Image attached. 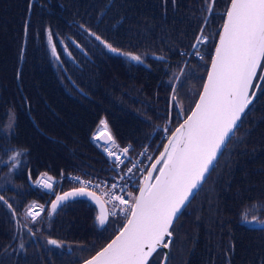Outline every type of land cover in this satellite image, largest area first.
<instances>
[{
  "label": "rangeland",
  "instance_id": "374dc122",
  "mask_svg": "<svg viewBox=\"0 0 264 264\" xmlns=\"http://www.w3.org/2000/svg\"><path fill=\"white\" fill-rule=\"evenodd\" d=\"M73 1L77 0H50L47 4L46 0H38L39 3L33 1L31 3V10L33 12L30 17V27H32L34 23L40 19L41 14L44 13L46 14V16H52L55 10L62 12L63 9L69 6V4ZM188 1L194 2V4L192 5L191 18L196 12L205 13V0ZM5 2L8 3L7 5L5 4V7L2 9L4 11H2L1 6ZM12 3L13 2H11V0H0V29L2 31H4L5 29V26L2 23L6 21V17H9V19L13 21L16 29H18V26L24 20V12H21L20 15L14 13L11 9ZM227 7L228 0H223L222 3H220L219 0H216L213 12L208 17V23L206 25L203 23L199 27L198 25L194 27L192 24H189L188 26L183 27V29L181 30L182 35H180L177 31L178 37L175 31H168L165 28H163V30H158L157 27V30L159 32L158 35L156 31L152 29L148 31L149 35L152 38L150 44H147L145 49L144 47H141V45H139L137 48H134L139 54L140 51L144 52L142 56H144V54H146L147 56L149 51H154L157 54L156 50H151L155 48L154 45H157L160 48L164 45L172 47V44L174 42H178L180 47L179 49L183 48L180 51L184 52L183 57L181 58H176L172 49L171 55L169 53H166L170 57L168 61L164 63V66L167 69V75L164 78L165 84L162 87L160 94L157 90L154 89V87L151 89L146 88L144 90V87L142 86L140 87V89H136L134 94L129 95L131 99L136 100L137 102L133 103L135 107L129 110L128 114L130 115V113H132L134 116H137V119L141 122V124L143 123V130H149L148 127L151 126L152 132L149 135V139L153 138L154 141H158L163 135L160 141V143L162 144L165 141L164 134L166 132L169 133L176 125H178L181 120L184 119L187 114H189L193 105L196 103L198 95L202 91L203 85L205 83V78L208 72L207 68L211 59V56H209V50L211 48L214 49L217 44V37L219 35L224 20V17L221 14L225 11ZM162 19L166 22L171 21V19H164V17ZM51 22L53 21L46 19L44 25H49L51 24ZM149 25L156 29V26L154 24L149 23ZM159 28H162L160 24ZM201 28H203V34L207 37V42L198 46L200 48V54L199 56H196L193 55V45L197 37L200 35ZM93 30L96 31V34L99 35L103 40L111 43L114 47L117 46L118 43L114 42L113 40V37H115L117 34V27H111L110 33L108 34H103L97 31L96 29ZM49 31L52 35L51 43L48 40ZM29 33L30 31L26 34L25 42L21 47V56L17 55V53L15 52L17 39H15L14 36L13 38L8 39V45L11 44L9 48L12 50V55L7 60L0 63V161L4 162L0 163V195H4L5 199L10 204H12L13 207L20 208H16L15 210L16 224H21L20 222H22V215L24 213V209L30 203L35 202L39 205H44V207L46 203L45 213L37 218L36 223H31L30 218L27 220L25 219L22 223L23 225H25V230L28 231L29 228L32 230L31 233L28 231L30 234L39 232L40 226L46 225L47 228L48 224L50 225L51 223H53V227L49 226L52 234V232L56 231L57 220L59 225L65 218L73 217L70 213V209L73 210L72 208L74 206H83V209H85L86 204H88L94 212L85 211L88 213V219H83L84 225H80L77 229L81 230L80 232H78V234H81L80 238L68 239L70 237L67 236L65 239L67 241L76 242V246L81 245V249H74L72 251V254H70L71 259L75 260L76 263H79L88 256H90L94 251L99 249L111 237L114 236V234L117 232V227L120 225L119 222H108L103 227H101L98 221L96 220V216L99 213L96 207L94 205H91L88 201L84 199L82 200V202H79L77 198L70 199L62 207L57 209V213L55 215H52L49 218V205L50 202L54 200L55 196L54 194L50 195V193L46 190L36 187L35 181L37 179L38 173H48V175L52 176L55 180L59 181V183L57 184H61L62 189L60 191H54L55 194H63L65 192L72 191L76 188L77 185L72 184V182H70L67 178V175L69 173L77 172L79 174L76 175L85 178H88L90 176L92 181H97L99 175H90L92 174L91 171H89L90 157H86L91 152L93 154V151L89 146L91 144L85 143L83 141L74 142L70 138H67L66 135H64L66 132H61L60 134V137L65 142L62 143L61 138H59V135L54 134L51 138V141L57 145L59 143L62 144V148L59 152V155H64L65 153H67V156L71 158L72 162L67 165V159L64 156L58 158L57 160L54 159V161H57V164L60 166L66 167L67 165V167L72 168L74 170L64 169L63 167L60 169H54L52 163L45 158L46 161L45 159H43V161H45L44 166L38 168L39 171L36 173L34 180H32L30 183L27 182V176L24 179L20 176V172L17 168L15 169V171L10 172L9 166L7 164L9 157L12 155L10 147L15 145L17 148H21L23 146V148L26 149L28 146H26L24 143H28V145L32 147L33 151L36 150V152H33V154H31L33 155L34 160H41L40 156L43 153V151L41 150H44V152H46L45 138L39 137V135L34 129H30V132H26V134L17 133L18 131H20V128L18 129L16 127L20 116L23 118L24 121V114L22 112L21 107V95H23L24 93L31 98L33 106L35 108V114L37 115L40 113L45 122L47 118L46 113H48L46 112L48 106H45L46 109L41 106L44 103V99L41 96L42 88H40L39 90L33 88V85L34 87H36V83L33 81L34 78L32 76V71L34 68L37 70L40 69V63L38 62V60L40 57H42V52L41 49L38 47L37 54L32 57L29 56ZM66 36V41H64L63 38H58L51 29L47 30L45 34L46 62L50 64L54 71L52 73L54 76L55 83L57 81V77L62 78L66 82V84L62 88L66 92L72 91V89L67 84L68 82L71 84L72 87L75 88V90H77L78 93H82L81 88L74 82H70V80L65 76V68L67 70L68 66H71V64L74 65V53L76 50H78L75 44L83 47L84 41L90 38L94 39L101 47L99 55L95 57V59H92L91 57V60H86L85 66L90 65L94 68L98 65L102 68L103 71L106 72L108 76L113 77L115 75L119 81L124 78V72L121 74V71H125V75L129 74V68L128 66L124 65V62L129 65V62L133 60L129 59L126 56L120 55L125 60L121 61L123 65L120 64L118 60L113 59V57L115 56L110 55L111 52H109L99 41H97L94 36L81 35L78 32L67 33ZM107 38H109L110 40H108ZM53 44L56 47V52L59 56V59H57V57L52 54ZM120 47L125 50H131L129 47H127V45H121ZM121 48L118 49L121 50ZM68 53H71V56H69ZM198 61L199 65H201V69L199 68L197 70V73H190L194 65ZM156 63L162 64L161 61L155 62L154 64ZM18 69L19 71L17 73H19L20 81L18 84H16L15 75ZM45 83L46 79L42 82V86H45ZM173 88L176 89V95L179 101L182 103L183 107V114L180 118H178L177 116L178 108L176 107V102L171 100V96L173 95L171 90ZM113 90L114 87H110L109 92L111 93V91ZM110 96L113 97V94H110ZM143 98H146L147 101L144 102L143 100H141ZM255 100L256 99L253 100V103L255 102ZM127 110L128 108L125 104L123 111L126 112ZM123 111L119 114H123ZM10 113L14 114L15 118V128L13 134H9L7 131L8 127L11 125V121L7 118ZM163 113H165L166 115H162ZM35 118L36 120H38L37 117ZM102 120L106 121L104 117L98 120L94 128L93 135L97 132L100 122ZM242 121L240 122V124L242 123ZM55 123H57V121L52 123L51 126L53 127V124ZM110 133L113 136V132L110 131ZM246 134L247 133L244 134V139L242 140L240 145L244 143ZM32 137H35V140H37V142H31L30 139L28 140V138ZM114 140L116 141V144L125 145L126 143H128L126 141H117L115 138ZM95 143L97 149L102 154H104L105 158L108 159V163L111 168L110 172L107 171L105 173L106 183L108 185H111L112 183H117L119 178L118 171L122 172L124 170V164L120 165L119 167H116V165L113 163V160H111V158L105 152H103L102 148L97 146L98 144L102 143V141H96ZM133 145H135L133 152L139 150H144L145 152V149L148 150V148L150 147L149 142H144L139 145ZM253 145L254 144H252L251 147L255 148L259 147L261 144L257 146ZM63 146L69 147L67 149L64 148V151ZM70 146H72V148L74 149H72ZM231 147L236 149L235 152L230 151ZM237 149L238 147H236V145L233 146L232 142L228 144L227 148L223 152L224 154H226V156L218 168L217 175L214 177L210 176L208 178V180L202 185L201 189L195 193L189 203L184 207L181 214L174 221L173 227L170 229V231L175 232V238L173 240V247L169 255V264H194L195 255L197 254L198 248L203 241L212 243L222 253L221 258L218 261H216L215 258L212 260V263L208 264H235V259L238 255L239 245L241 244L239 242L241 237L245 242L246 249H249V255L251 257H253L252 252H255V248L264 249V230L262 232H256L254 229L246 226V223L241 222V216L244 210H252L251 217L249 218V220L252 219L253 215H256L257 219L260 222H264V214L261 210H254L253 206L250 207L244 205L243 207H238L234 211L235 213H238L236 214L237 221L233 220V209L235 204L233 205L231 203L230 195L236 197H239L240 195L245 197L253 196L251 189H244L243 186L239 185L240 183L238 182V180L242 179V177L246 178L244 177V175H242V169L240 170V167H236L237 173H233L234 166L237 163L242 164V159L247 158L246 154H243L241 156L240 149ZM72 150H76L77 156L79 157H75V154ZM153 151V153L156 152V150ZM37 152L41 153L38 154ZM250 156L253 159L254 165L257 169L264 168L260 167L257 164L259 160H264V152L259 155ZM23 159L24 158H20V161H22ZM77 170H88L89 173H82ZM54 171L57 172L55 173ZM29 176L31 177L30 171ZM258 177L261 178L260 180H264V176L262 177L259 175H254V178ZM256 188L262 190L264 186H256ZM256 199H261L262 203L264 204V196L258 197ZM74 202L76 203L74 204ZM1 204L4 207L2 202ZM186 210H188V212L190 211V217L198 220L199 222L201 221V223L203 222L202 224L209 223V225L204 230H196L195 233H193L192 235L190 233H186V235H184L186 228L185 224L183 223V220L187 218V216L185 217L184 214ZM11 218L13 219V215H11ZM21 225L20 228L23 230V227H21ZM114 226H116V228ZM241 230H243V233L241 232ZM70 233H73V231ZM47 235L48 234H46V236ZM251 236H258V239L253 240ZM30 244L32 248V250L29 251L30 255L34 251L40 256L44 255L43 253L46 252L43 250V247L45 248V245H47V243L45 242V239L42 236L34 237ZM69 245L70 244L63 241L62 249L57 247L53 248L54 253H56L57 256H60L63 259L64 264H68V254L63 250ZM23 255L25 256L24 253ZM38 255L33 256L30 259V262H32L33 259ZM161 258L162 252H159L153 258L151 264H160ZM27 262V259L22 258V264H26ZM246 264L255 263L250 262Z\"/></svg>",
  "mask_w": 264,
  "mask_h": 264
},
{
  "label": "trees",
  "instance_id": "16d2710c",
  "mask_svg": "<svg viewBox=\"0 0 264 264\" xmlns=\"http://www.w3.org/2000/svg\"><path fill=\"white\" fill-rule=\"evenodd\" d=\"M27 1L28 0H11V2H13L11 6L12 11L18 15H20L21 12H24L25 17L23 22L18 26V29H16L13 21H11L9 17H6V21L2 23L5 26V29L4 31L0 29V63L7 60L12 55V50L9 48L11 44L8 45V39L13 38V36L17 39L15 52L17 55L21 56V47L25 42L26 34L30 31L28 46L30 51L29 56L32 57L36 55L38 47L42 52V57L38 60L40 63V69L37 70L34 68L32 71V76L34 78L33 81L36 83V87H34L33 84L32 85L36 90L42 88L41 96L44 99V103L41 106L45 108L47 105L48 107L45 109L48 113H46L47 118L45 122L40 113L37 115L35 114V108L31 98L24 93L21 95V107L24 114V121L20 116L16 127L18 129L20 128V131L17 133L26 134V132H30V129H34L39 137L45 138L46 152L41 150L43 153L40 156L41 160L39 161L33 159V155L31 154L36 152V150L33 151L32 147L28 145V143H24L28 146L26 149H24L23 146L21 148H17L16 145L10 147L11 152L15 149H23L25 152V157H21V159H24L20 161L17 169L23 179L27 176L28 183L34 180L36 173L39 171L38 168L44 166L46 159L52 163L54 169H60L63 167L64 169L74 170L67 167V165L72 162L71 158L67 156V153L59 155L62 144L59 143L58 146L51 141L54 134L59 135V138H61V132H66L64 135L74 142L83 141L91 144L89 146L91 147L93 154L91 152L86 156L90 157L89 171L92 173L90 175H101L102 170L108 169L110 166L108 159L105 158L104 154L97 149L95 146L96 143L93 142V131L98 120L103 117L105 118L109 129L113 131L117 141H126L137 145L147 142L149 135L152 132L151 126L148 127L149 130H143V123L141 124V122L137 119V116H134L132 113H130V115L128 114L129 110L135 107L133 103L137 102L136 100L131 99L129 95L134 94L135 90L140 89L142 86L144 87V90L146 88L151 89L154 87V89L160 94V91L165 84L164 78L167 75V69L164 66V63L167 62L170 57L166 53L171 55L172 49L176 58H181L184 54L183 51H180L183 48L179 49L180 47L178 42H174L172 47L164 45L160 48L159 46L154 45L155 48L151 50H156L157 54L154 51H149L147 56L146 54L142 56L144 52L140 51L139 54L134 48L141 45V47H144L145 49L146 45L150 44L152 37L149 35L148 31L151 29L156 31L158 35V30H163V28H165L168 31H175L178 37L177 31L180 35H182L181 30L189 24H192L194 27L198 25L199 27L203 24L205 13L196 12L191 18L192 5L194 2H190L188 0H176L175 6L173 5L172 0H77L71 2L69 6L63 9L62 12L55 10L52 16H46L44 13L41 14L40 19L36 21L32 27H30V17L33 12L31 10V3L33 1L38 2V0H29L28 4ZM49 1L50 0H46V4ZM222 1L223 0H219L220 3H222ZM7 3L8 2L2 4L1 10L5 7V4L7 5ZM163 17L164 19H171L172 22L164 21L162 19ZM46 19L53 22L49 25H44ZM149 23L154 24L156 29L150 26ZM159 24L162 28H159ZM114 26L118 28L116 36L113 37L114 42H117L120 46L127 45V47L131 50H125L118 44L116 47L121 48V51L125 53L141 56L143 60L142 63L130 61L128 65L124 62V65L129 68V74L125 75L126 72L121 71V74L124 72V78L121 81H119L115 75L113 77L108 76L98 65L94 68L90 65L85 66L86 60H91V57L92 59H95V57L99 55L101 47L94 39L90 38L83 43V48L86 52L83 54L81 51L76 50L74 53V59L76 62L74 61V65L71 64V66H68L67 70L65 68V76L70 80V82H74L78 85L81 88L82 93H78L77 90H75V88L68 82L67 84L72 91L66 92L63 90L62 88L66 82L62 78L57 77V81L55 83L52 73L54 71L50 64L46 62L45 34L47 30L51 29L60 36L74 32L85 35L83 32H79V29H87L94 33H96V31L93 29H96L103 34H108L110 33L111 27ZM107 39L110 40L109 38ZM212 52L213 48L209 50V56L212 55ZM110 55L113 54L110 53ZM113 56H115L113 59L118 60L120 64L123 65L121 62L124 60L123 57L117 55ZM158 57H164V59L161 60L158 59ZM158 61H161L162 64H154ZM199 68L201 69V65H199L198 61L190 73H197ZM18 71L19 69L16 71L15 75L16 84L20 81L19 73H17ZM45 79V86H42V82ZM110 87H114V90L111 91V93L109 92ZM261 89L264 90V83L262 84ZM110 94H113V97H111ZM141 100L144 102L147 101L146 98ZM125 104L128 108L126 112L123 111ZM122 111L123 114H119ZM162 115L166 114L163 113ZM35 117H37L38 120H36ZM242 120L243 121L239 125L235 137L231 140V142L233 143V146L236 145V147L240 149L241 156L246 154L247 158L242 159V164L237 163L234 166L233 173H237L236 167H240V170L242 169V175L246 178L242 177V179L238 180L240 183L239 185L243 186L244 189H251L253 196L245 197L240 195L239 197H236L230 195L231 203L233 205L235 204L233 212L236 208L243 207L244 205L252 207L254 204H263L261 199L256 198L264 196V188L259 190L256 186H264V180H260V177L254 178V175L264 176V160L261 159L257 163L263 169H257L250 155H259L264 152V91L260 90L255 102L252 104ZM56 121L57 123L53 124L52 127L51 124ZM245 133L247 134L244 143L240 145L244 139ZM29 139L31 142H37L35 137L28 138V140ZM61 142L65 143L62 138ZM252 144H254L253 146L261 145L259 147L252 148ZM151 146L155 147V145L152 144ZM68 147L69 146H63V150ZM70 147L72 148V146ZM235 150L236 149L233 147L230 149L231 152H235ZM72 151L75 154V157H79L77 156L76 150ZM37 153L39 154L41 152ZM63 156L67 159L66 167L60 166L57 164V161H54V159L57 160ZM225 156L226 154L223 153L217 162L215 169L212 171L210 175L211 177L217 175L218 168ZM43 159H45V161H43ZM29 171L31 172V177L29 176ZM77 171L89 173L88 170ZM54 172L56 173L57 171ZM78 201L82 202V200ZM75 203L76 202H74V204ZM14 208L16 209L19 207ZM72 209L75 210L73 211L70 209V213L73 217L65 218L59 225L57 220L56 231L52 232V234L51 229L49 228L47 229L48 233H46L45 230L39 235L26 233L27 238L30 239L35 236H42L46 243L49 239H55L61 244H63V241L66 242L65 239L67 236L70 237L68 239L80 238L81 234H78V232L81 230L77 229L80 225H84L83 219H88V213L85 212L86 210L83 209V206H74ZM261 211L264 214V210ZM189 212L185 214V217L187 216V218L183 220L186 228L184 235H186V233H190L192 235L196 230H204L209 225V223L202 224L203 222L201 223V221L199 222L198 220L190 217L191 214H189ZM248 212L250 218L252 210ZM11 214V211L6 206L3 207L0 202V264H22V258L27 259L28 262L26 264H64L63 259L54 253L53 248H55V246L48 243L47 245L49 248H47L46 252H44V255L42 256L38 255L34 251L30 257L27 258L21 251H17V248L11 244V232L13 230L12 228L14 223V219L11 218ZM236 214L238 213L234 212V221H237ZM51 224L52 225L49 226H53V223ZM246 226L254 229L256 232L263 231L260 223H246ZM72 231L73 233H70ZM241 232L243 233V230H241ZM46 234L48 235L46 236ZM251 237L253 240L258 239V236ZM242 240L243 239L241 237L239 240L241 244L239 245L235 264H246L250 262H254L255 264H264V249L255 248V252H252L253 257H251L249 255V249H246L245 242L243 240V243ZM12 246L14 247L13 249H11ZM81 248V245L76 246V244L69 245L64 248L63 251L68 254V264H77L75 260L71 259L70 254H72L74 249ZM60 249H62V247ZM35 255L38 256L30 262V259ZM221 256L222 253L212 243L203 241L198 248L197 254L195 255L194 264L212 263L213 259L216 258V261H218Z\"/></svg>",
  "mask_w": 264,
  "mask_h": 264
},
{
  "label": "snow or ice",
  "instance_id": "6c2138e0",
  "mask_svg": "<svg viewBox=\"0 0 264 264\" xmlns=\"http://www.w3.org/2000/svg\"><path fill=\"white\" fill-rule=\"evenodd\" d=\"M215 2L216 0H205V25L213 12ZM172 3L175 6L176 0H172ZM221 15L225 22L219 33L207 82L203 85L190 114L175 128L159 158L150 165L151 171L139 186V194L127 192L123 185L119 186L123 194H117V183H94L79 177L71 178L79 184L74 190L63 194L53 193L55 198L49 205V218L70 199L76 198H85L98 205L96 220L101 227L109 222V216L115 217L117 212L121 214L122 220L117 227L118 235L90 259L84 260L83 264H149L150 258L160 248H169L173 235L170 229L177 219V214L189 202V198L201 189L211 171L215 169L218 157L222 156L235 137L242 115L256 99L257 90L264 91L260 86V82L264 81V68L261 67L264 62V0H228V7ZM88 34L94 36L109 52L126 56L139 63L143 62L141 56L121 51L96 33L89 31ZM48 40L51 43L50 31ZM206 42L207 37L201 28L200 35L193 45V55L199 56L198 46ZM52 54L59 59L54 44ZM68 55L71 56V53ZM158 59L163 60L164 57ZM258 70L261 75L257 80ZM171 91V100L176 102L177 116L180 118L183 114L182 103L176 95V89ZM7 118L11 121L7 131L13 134L14 114L10 113ZM96 141H102L97 146L109 157H114L113 163L116 167L125 164L121 155L127 157L130 146L119 148L108 129L107 121L100 122L97 132L93 135V142ZM113 147L119 149V154L113 152ZM24 155L23 150L12 151L7 161L10 172L19 167L20 158ZM158 164L161 165L159 170L156 167ZM134 167L136 163H132V168ZM132 168L127 169L129 174L132 173ZM157 171L158 174L153 177V173ZM57 183L59 181L48 173H38L35 186L52 193L53 185ZM106 188L109 190L105 191ZM96 190L100 191V196L96 194ZM124 195L131 199H125ZM102 196L106 199H102ZM0 202L15 217V209L4 195H0ZM106 204H112V208H107ZM253 209L264 210V204L253 205ZM44 213V205L32 202L24 209L23 215L26 220L30 218L31 223H36L37 218ZM241 222L260 223L261 229L264 230V222H260L256 215L249 220L248 210L242 212ZM28 231L31 233L32 230L29 228ZM166 237L169 238L167 241ZM47 243L57 248L63 247V244L55 239H49ZM20 247L23 248V245ZM167 259L168 254L164 253V264Z\"/></svg>",
  "mask_w": 264,
  "mask_h": 264
},
{
  "label": "flooded vegetation",
  "instance_id": "af4514ba",
  "mask_svg": "<svg viewBox=\"0 0 264 264\" xmlns=\"http://www.w3.org/2000/svg\"><path fill=\"white\" fill-rule=\"evenodd\" d=\"M79 32H83L86 36H87V34L85 33V29L83 30V29H79ZM55 33V32H54ZM55 35L58 37V38H63V40L64 41H66V34L64 35V36H60V35H58L57 33H55ZM263 83H264V81H263ZM262 83V84H263ZM62 189V187L61 188H56V189H54L53 190V192L51 193L52 195H53V193H54V191H60ZM15 209V208H14ZM16 210V209H15ZM85 210L86 211H88V212H92V209H91V207L88 205V204H86V206H85ZM12 215V214H11ZM13 219H14V223H13V230H12V232H11V238H12V240H11V244L15 247V248H17V251L19 250V251H21L22 253H24L25 254V256L27 257V258H29L30 257V254H29V251L30 250H32V248H31V246L29 245L30 244V242L32 241V239L34 238H27V235H26V233H29L27 230H25L24 229V227H23V230L20 228V225L24 222V219L22 218V222H20L21 224H16V218L15 217H13ZM23 225V224H22ZM50 225H52V224H50ZM50 227H53V226H50ZM47 229H49V224L47 225V228H46V225H43V226H40L39 227V232H42V231H45L46 230V233H48L47 232ZM39 232H35L34 234H36V235H39V234H41V233H39ZM35 237H39V236H35ZM68 244H70V245H75L76 244V242H72V241H67V240H65ZM46 242V241H45ZM20 245H23V248H21L20 247ZM11 247V249H13L14 247ZM45 248H46V250H47V248H49L48 247V245H45ZM45 248L43 247V250L44 251H46L45 250Z\"/></svg>",
  "mask_w": 264,
  "mask_h": 264
},
{
  "label": "water",
  "instance_id": "95a60500",
  "mask_svg": "<svg viewBox=\"0 0 264 264\" xmlns=\"http://www.w3.org/2000/svg\"><path fill=\"white\" fill-rule=\"evenodd\" d=\"M105 138H106V137H105ZM218 158H219V157H218ZM152 182H154V180H153ZM192 197H193V196H192ZM192 197L189 198V201L191 200ZM91 203H92V202H91ZM92 204H94V203H92ZM187 204H188V203H187ZM187 204H186V205H187ZM186 205H185V206H186ZM94 206L97 207V210L99 211L98 205H95V204H94ZM183 209H184V208L181 209L180 213L182 212ZM180 213L177 214V217L180 215ZM174 221H175V220H174ZM173 223H174V222H173ZM116 235H118V233H117ZM114 238H115V236H114L113 238H111V239H110V240H109V241H108V242H107V243H106V244H105L100 250H102L104 247H106L107 244L110 243L111 240L114 239ZM166 238H168V237H166ZM166 238H165V240H166ZM171 238H172V237H171ZM160 249L164 250V253H167V254H168V257H169V248H160ZM100 250H98V251H100ZM98 251H97V252H98ZM97 252H96V253H97ZM96 253H95V254H96ZM95 254H94V255H95ZM154 254H155V253H154ZM154 254H153V255H154ZM94 255H92V256H94ZM92 256H91V257H92ZM91 257H90V258H91ZM90 258H88V259H90ZM152 258H153V257H152ZM152 258H150L149 262L151 261ZM167 261H168V259H167ZM166 263H167V262H166ZM79 264H83V261H82L81 263H79ZM162 264H164L163 261H162Z\"/></svg>",
  "mask_w": 264,
  "mask_h": 264
},
{
  "label": "bare ground",
  "instance_id": "6f19581e",
  "mask_svg": "<svg viewBox=\"0 0 264 264\" xmlns=\"http://www.w3.org/2000/svg\"><path fill=\"white\" fill-rule=\"evenodd\" d=\"M111 54H113V53H111ZM113 55H117V54H113ZM117 56H120V55H117ZM262 83H263V81L260 82V86H262ZM254 88H255V86H254ZM259 93H260V90H257L256 96H258ZM162 137H163V135H162ZM162 137H160V139L158 141H154L153 138H150L147 142H149L152 145H157L160 143Z\"/></svg>",
  "mask_w": 264,
  "mask_h": 264
},
{
  "label": "built area",
  "instance_id": "2783aa9c",
  "mask_svg": "<svg viewBox=\"0 0 264 264\" xmlns=\"http://www.w3.org/2000/svg\"><path fill=\"white\" fill-rule=\"evenodd\" d=\"M95 183V182H94Z\"/></svg>",
  "mask_w": 264,
  "mask_h": 264
}]
</instances>
